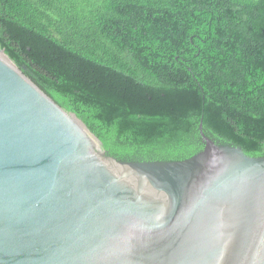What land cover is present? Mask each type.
<instances>
[{
  "label": "trees",
  "instance_id": "1",
  "mask_svg": "<svg viewBox=\"0 0 264 264\" xmlns=\"http://www.w3.org/2000/svg\"><path fill=\"white\" fill-rule=\"evenodd\" d=\"M0 49L118 160H187L201 120L264 157V0H0Z\"/></svg>",
  "mask_w": 264,
  "mask_h": 264
},
{
  "label": "water",
  "instance_id": "2",
  "mask_svg": "<svg viewBox=\"0 0 264 264\" xmlns=\"http://www.w3.org/2000/svg\"><path fill=\"white\" fill-rule=\"evenodd\" d=\"M78 123L0 49V264H264V157L201 120L193 157L121 161Z\"/></svg>",
  "mask_w": 264,
  "mask_h": 264
},
{
  "label": "bare ground",
  "instance_id": "3",
  "mask_svg": "<svg viewBox=\"0 0 264 264\" xmlns=\"http://www.w3.org/2000/svg\"><path fill=\"white\" fill-rule=\"evenodd\" d=\"M3 57H4L5 60H8L7 57H5V56H3ZM83 131H84V133H85L86 135H90V136H91V139L94 141L95 144H94L90 139H88V140L91 141L92 145H93L95 148L100 149V146H99L98 142H96V140L93 138V136H92L90 133H88L86 130L83 129Z\"/></svg>",
  "mask_w": 264,
  "mask_h": 264
}]
</instances>
